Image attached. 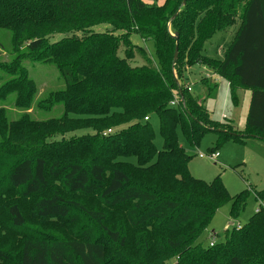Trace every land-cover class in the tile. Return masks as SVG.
Masks as SVG:
<instances>
[{
  "label": "trees",
  "instance_id": "trees-1",
  "mask_svg": "<svg viewBox=\"0 0 264 264\" xmlns=\"http://www.w3.org/2000/svg\"><path fill=\"white\" fill-rule=\"evenodd\" d=\"M236 18L239 26L223 59L204 56L205 44ZM100 26L105 28L95 30ZM0 34L2 48V39L10 36V59L0 70L12 78L10 83L15 80L13 90L20 95L25 91L21 108H30L31 114L59 108L57 118L36 120L27 113L15 124L25 131L46 130L43 136L35 132L13 144L15 133L0 125V160L21 154L6 165L3 189L33 198L34 213L42 222L71 220L76 208L122 250L130 241L104 227V213L88 211L57 191L47 194L53 181L71 197L99 196L110 210L130 207L134 245L142 254L127 264H144L145 255L159 264L157 248L162 245L164 255L175 253L177 264H264L261 206L224 242L190 246V238L206 229L222 205L231 203L234 220L245 201L244 195L230 198L220 178L207 184L193 178L190 156L176 136L179 131L191 148L209 132L216 133L219 142L244 141L237 133L222 131L225 125L210 119L185 86L184 71L202 65L228 81L233 105L238 104V89L250 92L247 137L264 140V0H0ZM132 34L153 44L155 60L130 41ZM34 65L52 67L61 87L50 88L47 79L46 91L35 99L44 79L30 73ZM207 92L210 96L212 89ZM175 97L178 104L171 107ZM152 117L159 122L161 151L154 145ZM3 118L1 108L0 121ZM79 130L93 134L45 148L33 144ZM108 130L113 132L103 136ZM30 139L32 148L26 147ZM255 199L263 201L264 190L256 192ZM8 215L13 227L23 228L25 216L17 203L9 206ZM80 234L72 240L51 239L41 232L27 237L18 264H110L106 242L92 240L90 231Z\"/></svg>",
  "mask_w": 264,
  "mask_h": 264
},
{
  "label": "rangeland",
  "instance_id": "rangeland-1",
  "mask_svg": "<svg viewBox=\"0 0 264 264\" xmlns=\"http://www.w3.org/2000/svg\"><path fill=\"white\" fill-rule=\"evenodd\" d=\"M239 18H236L235 24L229 25L225 30L216 33L204 46L203 55L209 59L220 61L224 57V53L232 42L236 30L238 28ZM103 26L98 27L97 31L103 30ZM1 37V34H0ZM58 37L55 36L54 40ZM130 41L137 46L145 48L155 60L154 48L152 43H143L138 36L132 34ZM3 46L0 47V65L5 62H9L10 57L8 49L10 36L6 35L2 41ZM29 67V66H28ZM30 73L38 78L44 79V82L40 84L38 88V95L35 99L42 97V94L46 91L48 81L50 80V88H60L61 81L55 70L50 66L34 65L29 67ZM207 79L208 82L203 83ZM0 70V109L4 111V118L0 121L2 128H8V134L15 133L16 141H12L15 144L20 141L21 138L26 136H36L35 132L43 136L46 130L39 131L38 127L27 128V131L20 129L15 124L23 119L24 114L30 113L31 110L21 108L20 101L23 99L24 94L17 93L13 90L15 80L11 81ZM183 81L185 86L196 99L197 103L201 105L208 113L210 119L219 123H223L225 126L220 127L222 131L226 133H232L242 136L243 142L238 140L228 139L224 142L218 141V136L214 132L206 133L198 146L191 148L183 139L181 133L177 131L176 136L181 147L185 150L186 154L190 156L189 170L193 178L201 180L203 182L210 183L214 178H220L224 189L227 191L230 198H236L244 195L245 206L243 211L239 214L237 219H232L229 215L231 203L226 202L222 205L216 213L207 221L206 229L202 230V233L190 238L191 247L206 248L209 243L214 244L224 242L231 234L235 227L242 226L248 219L258 210L261 206L264 208V200L259 201L255 199V193L264 190V140L247 137L246 131V117L248 112L249 95L247 90H237L238 104L233 105L230 98L228 89V81L225 79H219L214 76L213 73L203 67L202 65H196L189 69H186L183 73ZM203 83V84H202ZM207 88H211L212 92L209 96ZM19 98V100H18ZM33 109V108H32ZM31 114V113H30ZM32 118L36 120H48L51 118L59 117V108H54L49 112H41L37 114L36 111L32 112ZM22 116V117H21ZM21 118V119H20ZM151 126L154 133V145L157 151L163 149L162 138L159 132V122L156 117H152ZM115 131V129H112ZM87 134H93L92 130H79L73 133H68L63 136H57L54 138H45L38 142H34L38 146L43 143L49 147L57 142H66L71 140L75 136H85ZM39 136V137H41ZM74 136V137H72ZM42 138V137H41ZM0 134V142H1ZM32 139V138H31ZM26 147H33L32 140ZM25 147V148H26ZM24 148L21 146V149ZM213 152L219 154V158L216 162L207 160L206 158H199V155H207ZM3 153L0 147V155ZM14 152L7 156L6 161L0 160V251L4 256L0 257V264H18L19 253L21 249L22 241L30 236H35L41 233L47 234L49 238L58 240H72L80 236L83 231H90L92 234V240L104 241L108 247V261L110 264H127L126 261L139 260L142 253L136 249L138 245H134V241L137 240L136 233L130 225L131 208L121 207L110 210L101 201L99 196H92L83 198L81 196H73L66 193L62 185L58 182L51 181L50 190L47 196L51 195L53 191L59 192L63 198L68 201H78L88 211H98L104 213L107 216L105 228L117 230L121 235H126L129 239V246L126 250H122L115 245L109 243L103 232V228L98 227L93 221H91L82 212L73 208V219L68 221H55L49 220L42 222L36 217L33 209V198L24 199L16 193L3 189L5 181V169L8 162L12 164L21 157ZM131 163H135L134 159L128 160ZM13 203H17L23 211L25 216V223L23 228L17 229L12 226L10 216L8 215V208ZM175 238V236L167 235L166 238ZM160 246L157 248V252L161 254V261L159 264H177L175 261V253L173 255L165 254L164 249ZM152 258L145 255L144 264L150 263Z\"/></svg>",
  "mask_w": 264,
  "mask_h": 264
},
{
  "label": "built area",
  "instance_id": "built-area-1",
  "mask_svg": "<svg viewBox=\"0 0 264 264\" xmlns=\"http://www.w3.org/2000/svg\"><path fill=\"white\" fill-rule=\"evenodd\" d=\"M190 90V89H188ZM178 98L175 97L171 102H170V106L171 107H175L177 104H178ZM148 118H144V121H147ZM113 131L112 130H108L106 133H103V136H106L107 134H111ZM199 158H206L207 160L209 161H212V162H216V160L219 158V154L216 152V153H210V154H207V155H199ZM213 244L210 243V246H212Z\"/></svg>",
  "mask_w": 264,
  "mask_h": 264
},
{
  "label": "water",
  "instance_id": "water-1",
  "mask_svg": "<svg viewBox=\"0 0 264 264\" xmlns=\"http://www.w3.org/2000/svg\"><path fill=\"white\" fill-rule=\"evenodd\" d=\"M183 4H185V0H183ZM174 37H175V39H177L178 38V35H175ZM176 54H177V49L175 50L174 58H176Z\"/></svg>",
  "mask_w": 264,
  "mask_h": 264
}]
</instances>
